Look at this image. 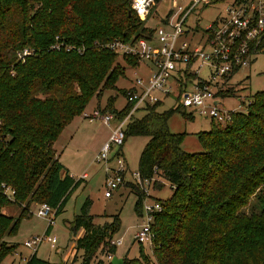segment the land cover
<instances>
[{
	"label": "trees",
	"instance_id": "16d2710c",
	"mask_svg": "<svg viewBox=\"0 0 264 264\" xmlns=\"http://www.w3.org/2000/svg\"><path fill=\"white\" fill-rule=\"evenodd\" d=\"M152 31L130 0H0V183L14 190L11 199L0 189V262L16 247L5 237L15 235L31 204H48L56 217L82 182L59 162L54 143L93 97L99 102L123 75L106 43ZM127 58L138 66V59ZM236 92L229 87L221 94ZM250 95L251 105L231 112V121H211L208 131L197 133L201 152L184 150L187 133L168 127L182 108L146 105L126 123L125 139L150 137L138 161L140 178H163L173 193L159 199L152 258L140 245L138 257H123V264H264V90ZM95 108L122 118L131 104L116 110L110 99ZM135 193L139 216L143 194ZM11 204L20 208L16 218L2 211ZM90 206L86 198L69 224L71 237L83 231L74 241L82 252L79 264H109L118 215L96 224ZM24 264L48 262L34 252Z\"/></svg>",
	"mask_w": 264,
	"mask_h": 264
},
{
	"label": "built area",
	"instance_id": "2783aa9c",
	"mask_svg": "<svg viewBox=\"0 0 264 264\" xmlns=\"http://www.w3.org/2000/svg\"><path fill=\"white\" fill-rule=\"evenodd\" d=\"M156 1L130 0V6L137 17L146 22ZM215 1L218 0H173V7L165 11L151 35L128 42L116 39L106 43L117 55L134 57L140 63H145L150 74L143 80L133 71L134 81L126 88L124 95L131 108L124 117L103 113L97 108L89 114L83 113L84 117L97 118L106 125L111 121L115 123L93 161L100 164L104 171L105 198H110L123 183L140 186L143 194L140 224L133 238L148 248L154 245L152 226L163 205L161 200L148 197L157 177L141 179L138 171L130 170L123 159L124 127L130 115L146 105L162 103L168 97L176 96L179 108L190 109L192 114L197 113L225 124L231 121V112L246 110L252 103V98L238 95L239 109L221 108L224 98L228 97L221 93L233 87L231 79L240 69L251 66L264 53V0H233L224 13L203 30L201 38L191 37L188 41L195 29L189 23L191 14L199 5H210ZM196 18V23L202 19L201 11ZM27 52L24 50L22 54ZM204 69L208 70L207 77L202 75ZM110 161L114 164L110 165ZM86 176V173L81 175L82 178ZM0 189L8 198H13L14 190L9 185L1 182ZM31 212L46 220L48 228L53 226L55 209L48 204L39 203ZM56 241L55 235L45 231L24 240L23 246L35 251L42 242L54 248ZM120 241L112 239L111 244L117 246Z\"/></svg>",
	"mask_w": 264,
	"mask_h": 264
},
{
	"label": "rangeland",
	"instance_id": "374dc122",
	"mask_svg": "<svg viewBox=\"0 0 264 264\" xmlns=\"http://www.w3.org/2000/svg\"><path fill=\"white\" fill-rule=\"evenodd\" d=\"M233 0H218L210 5H199L189 17V23L195 27L192 35L188 37L201 38L203 30L212 23L216 17L224 13L225 8ZM173 7V0L156 1L155 6L151 10V15L145 22L149 27H153L160 21L168 8ZM202 13V19L196 23L198 12ZM127 57L117 55L115 60L122 67V73L116 82L115 88L105 89L100 95L99 102L93 97L85 110L80 116L75 117L60 133L54 147L57 150V157L61 164L65 165L78 179L83 172L87 173V178L82 180L81 184L72 192L70 198L66 202L65 209L53 221V227L50 233L55 235L57 241L55 247L51 248L48 243L42 242L36 248V254L39 258L44 259L48 264H79L81 251L75 248V239L80 235V231L75 236L70 235L67 221H72L73 216L79 213L81 204L86 198L91 200L89 212L93 215V222L103 224L110 222L114 215H118V230L115 233L113 240L120 239V244L116 246V256L127 258L138 257L140 244L134 241V233L137 230L140 219L136 213L135 205L138 199L135 191L140 189V186H130L123 183L113 193L110 198L103 196L104 192V174L100 168V164L93 161L97 142L105 133H109L108 127L99 119H89L84 117L83 113H90L96 106L104 108L108 100H112L116 110L122 109L126 104L124 91L130 87L134 81L133 71H136L137 76L146 80L150 72L145 63L138 61V66L134 67L127 61ZM208 70L204 69L203 76L207 77ZM233 87L237 94L228 96L223 100L221 108L239 109L238 95L246 99H251L252 93L264 90V53L251 64V66L243 67L231 79ZM179 103L176 96L168 97L163 100L158 106L159 110L170 108H178ZM183 109V108H182ZM185 113L192 114L190 109H184ZM184 111H175L168 120V127L175 133H187L182 141V147L188 152H201L203 147L198 139L197 133L208 131L211 127V119L201 116L197 113L192 114L191 119H187ZM128 114V113H127ZM143 110L135 111L131 117H140ZM113 121L109 126H113ZM150 140L146 135H129L126 137L122 146L123 159L126 160L128 167L133 172L138 169V161L140 153L144 146ZM100 150V148H99ZM98 150V151H99ZM114 162L110 161V165ZM128 179V178H127ZM148 197L150 199H165L172 195L173 189L170 182L163 178H157L155 187L150 188ZM252 202H255L254 198ZM38 203H33L30 206V214L20 220L17 232L13 236L5 237L7 245H16L11 254L6 255L0 264H15L18 260H25L32 250L23 246V241L30 238L32 235H41L45 232L47 221L32 214ZM256 204L252 203L246 211H250ZM6 215L14 218L20 215V208L15 204L8 205L2 210ZM143 250L152 258V247L143 246ZM76 253L73 254V250ZM66 254V257H64ZM23 263V262H22Z\"/></svg>",
	"mask_w": 264,
	"mask_h": 264
},
{
	"label": "crops",
	"instance_id": "0c3cea01",
	"mask_svg": "<svg viewBox=\"0 0 264 264\" xmlns=\"http://www.w3.org/2000/svg\"><path fill=\"white\" fill-rule=\"evenodd\" d=\"M95 109V108H94ZM86 113V112H85ZM87 114H89V113H87ZM83 118H84V116H83ZM115 123H113V125H114ZM106 125V124H105ZM107 127H108V129H109V133L108 134H106L105 135V133L99 138V140H98V142H97V147H96V150H95V154H94V157H95V155L98 153V150H99V148H101L102 147V145L105 143V141L108 139V137H109V134H110V126L109 125H106ZM55 144V143H54ZM57 151V150H56ZM121 152H122V149H121ZM122 155H123V152H122ZM94 157H93V159H94ZM124 161H125V164L128 166V164H127V162H126V160L124 159ZM63 165V164H62ZM63 167L69 172V175L70 176H72V177H74V178H77L71 171H69L68 170V168H66V166L65 165H63ZM100 168L102 169V167H101V165H100ZM102 172H103V174H104V171H103V169H102ZM83 173H86V172H83ZM82 173V174H83ZM81 174V175H82ZM86 175H87V173H86ZM104 177H105V175H104ZM79 178V177H78ZM85 178H87V176L86 177H84V178H82L81 176H80V179H82V180H84ZM42 219V218H41ZM70 224V222L69 221H67V224ZM69 224H68V228H69ZM46 225H47V223H46ZM53 227V226H52ZM52 227H50L49 228V232H50V229L52 228ZM48 230V226H46V229H45V231H47ZM80 235L79 236H81L82 235V233H83V231L82 230H80ZM78 236V237H79ZM36 253V250L35 251H32V253H30L28 256H25L26 258H28L31 254H33V253ZM76 253V250L74 249L73 250V254H75ZM37 255V254H36ZM38 256V255H37ZM64 257H66V254H65V256ZM119 257V256H118ZM120 257H122L123 258V256H120ZM109 260V259H108ZM23 262V263H22ZM22 262H21V260H18L17 262H15V264H24L25 262H24V260L22 259ZM9 264H12V261H10L9 262Z\"/></svg>",
	"mask_w": 264,
	"mask_h": 264
},
{
	"label": "water",
	"instance_id": "95a60500",
	"mask_svg": "<svg viewBox=\"0 0 264 264\" xmlns=\"http://www.w3.org/2000/svg\"><path fill=\"white\" fill-rule=\"evenodd\" d=\"M109 264H123V258L113 255L109 259Z\"/></svg>",
	"mask_w": 264,
	"mask_h": 264
},
{
	"label": "clouds",
	"instance_id": "9594fccd",
	"mask_svg": "<svg viewBox=\"0 0 264 264\" xmlns=\"http://www.w3.org/2000/svg\"><path fill=\"white\" fill-rule=\"evenodd\" d=\"M141 2H142V0H141Z\"/></svg>",
	"mask_w": 264,
	"mask_h": 264
}]
</instances>
